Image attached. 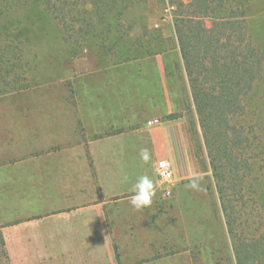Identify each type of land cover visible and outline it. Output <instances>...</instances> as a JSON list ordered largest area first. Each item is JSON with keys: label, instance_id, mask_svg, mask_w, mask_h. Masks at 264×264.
I'll return each instance as SVG.
<instances>
[{"label": "rangeland", "instance_id": "1", "mask_svg": "<svg viewBox=\"0 0 264 264\" xmlns=\"http://www.w3.org/2000/svg\"><path fill=\"white\" fill-rule=\"evenodd\" d=\"M24 1L28 3L7 9L2 24L1 30L8 28L13 37L6 40L0 35V114L63 116L65 130L72 131L76 115L88 100L83 87L93 84L96 91L107 90L105 99L112 107L117 103L128 106L130 116L136 114L132 112L135 107L141 109L143 113L137 115L147 119V125L157 120L153 125L167 129L173 149L174 182L169 197L158 191L150 207L137 211L130 205L132 217L107 218L103 227L97 220L81 217L76 232L57 236V246L49 245L50 259L39 264H235L202 132L194 109L190 113L187 108L192 107L191 90L168 1L120 2L121 16L103 3L92 2L98 0L60 1L57 12L47 7L46 0ZM248 3V34L264 52V0ZM53 13L64 17L53 20ZM32 15L39 19L31 20ZM19 30L25 33L15 37ZM173 114L182 117L169 120ZM191 122L195 123V141ZM234 124L246 130L251 143L246 214L260 216L264 223V59L263 71L245 98L244 114ZM199 140L202 161L195 153ZM140 164L145 174L146 163L140 159ZM153 175L156 180L155 171ZM194 175L202 177L199 191L186 187ZM5 190L0 187V216L6 215V220H0L4 240V244L0 240V264H36L32 258L38 252L32 248L26 250L30 260L18 254L15 259Z\"/></svg>", "mask_w": 264, "mask_h": 264}, {"label": "crops", "instance_id": "2", "mask_svg": "<svg viewBox=\"0 0 264 264\" xmlns=\"http://www.w3.org/2000/svg\"><path fill=\"white\" fill-rule=\"evenodd\" d=\"M88 85L83 87L88 100L72 131L65 130L63 116L0 114V187L8 188L9 243L15 247V259L18 254L30 260L26 250L32 248L38 252L32 262L49 260V245L56 247L59 235L75 233L81 217L102 227L107 218L132 217L130 198L140 176L153 180L155 193L162 192L153 174L157 162L171 161L167 129L147 125L148 120L137 115L141 109L135 107L136 114L130 116L128 106L112 107L105 99L107 90ZM142 148L151 153L145 174ZM0 217L6 220V215Z\"/></svg>", "mask_w": 264, "mask_h": 264}, {"label": "trees", "instance_id": "3", "mask_svg": "<svg viewBox=\"0 0 264 264\" xmlns=\"http://www.w3.org/2000/svg\"><path fill=\"white\" fill-rule=\"evenodd\" d=\"M46 1L53 12L59 9L60 1L76 2ZM134 1L92 2L103 3L104 8L121 16L122 11L117 10L119 3ZM160 1L166 4V0ZM167 1L175 17V39L191 90L192 107L187 108L190 113L194 109L202 132L203 147L215 179L235 264H264V229H261L264 223L260 222V216L258 219L256 215L246 214L249 206L247 179L252 167L248 155L250 138L242 126L234 124L235 119L243 116L245 98L263 71L264 52L254 46L248 34V0ZM19 3L28 2L0 0V35L6 40L13 37L8 28L1 30L9 14L7 9L17 7ZM63 17L56 14L53 20ZM30 19L39 17L32 15ZM20 32L24 34L25 30H19L15 37ZM156 53H162V50ZM181 117L182 114H173L168 119ZM194 124L190 123V131L195 141ZM195 146L196 157L202 161V142L196 141Z\"/></svg>", "mask_w": 264, "mask_h": 264}, {"label": "clouds", "instance_id": "4", "mask_svg": "<svg viewBox=\"0 0 264 264\" xmlns=\"http://www.w3.org/2000/svg\"><path fill=\"white\" fill-rule=\"evenodd\" d=\"M140 159L147 163L151 159V154L147 148H142L139 153ZM202 177L194 175L186 187L199 191L201 189ZM133 195L130 198V204L135 210L140 211L144 208L150 207L152 199L155 195V186L152 179L148 176H140L136 180L132 188Z\"/></svg>", "mask_w": 264, "mask_h": 264}, {"label": "built area", "instance_id": "5", "mask_svg": "<svg viewBox=\"0 0 264 264\" xmlns=\"http://www.w3.org/2000/svg\"><path fill=\"white\" fill-rule=\"evenodd\" d=\"M158 121L149 122V125L156 124ZM156 174L159 185L165 197L171 195V185L174 182V174L170 163L167 160H160L156 165Z\"/></svg>", "mask_w": 264, "mask_h": 264}]
</instances>
